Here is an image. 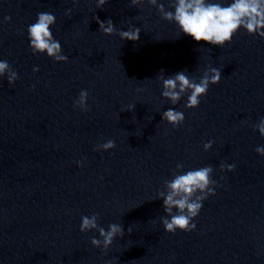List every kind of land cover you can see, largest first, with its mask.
<instances>
[{
  "label": "clouds",
  "instance_id": "1",
  "mask_svg": "<svg viewBox=\"0 0 264 264\" xmlns=\"http://www.w3.org/2000/svg\"><path fill=\"white\" fill-rule=\"evenodd\" d=\"M75 2V0H74ZM109 0H96L97 8H103ZM147 2L155 7L162 20L174 23L180 33L192 37L196 42H206L213 46L223 47L231 43L234 35L243 28L249 35H258L264 38V0H231L224 4L221 0H169L168 7L161 0H131L132 6L142 5ZM173 9V10H170ZM71 9L66 12L70 16ZM99 24V31L105 35L118 34L122 40L138 41L141 30L129 28V30H117L113 21L95 18ZM11 17H4V21H10ZM56 23V17L49 12L37 14L35 23L27 28L30 40V49L33 55L47 54L56 62H66L68 57L62 54V46L56 40L51 27ZM39 71L38 67L33 72ZM186 70L179 71L165 78L164 70H160L157 76L162 83L161 95L172 105L177 104L187 94L185 108L194 109L199 106L201 98L207 95L210 85L218 84L221 80V70L209 67L198 79L186 74ZM7 76L9 85H12L19 77L12 66L6 60H0V77ZM137 91H141L138 89ZM89 92L86 89L80 91L75 107L87 111V99ZM135 105H129L125 111H133ZM183 112L169 108L162 113V120L179 127L184 122ZM254 131L264 137V117L254 125ZM116 147L113 140L99 144L98 149L110 150ZM208 151L213 147V141L203 145ZM255 151L264 156V146H258ZM79 163V162H78ZM171 180L164 182V190L158 193V199L163 200L166 216H162L161 222L165 231L175 233L177 230L190 232L196 228L193 219L197 217L202 208V202L215 194L216 181L212 179L213 167L205 166L188 171L183 170V164L176 165ZM221 171H234V164L220 165ZM175 210V211H174ZM96 230L100 239L93 237V247L101 248L106 253L116 237H123L125 231L122 224H109L108 229L98 224V214L82 216L80 231L89 232ZM131 233V227L127 230Z\"/></svg>",
  "mask_w": 264,
  "mask_h": 264
}]
</instances>
